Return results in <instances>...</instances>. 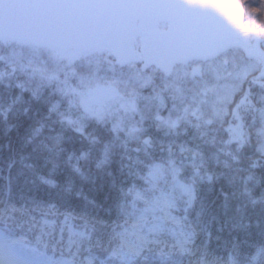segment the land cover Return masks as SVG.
Segmentation results:
<instances>
[{
	"label": "snow or ice",
	"instance_id": "snow-or-ice-1",
	"mask_svg": "<svg viewBox=\"0 0 264 264\" xmlns=\"http://www.w3.org/2000/svg\"><path fill=\"white\" fill-rule=\"evenodd\" d=\"M249 16L264 0H0V119L33 113L21 162L50 176L66 156L95 185L79 162L99 152L109 178L98 200L24 164L55 189L37 195L13 158L0 264H237L241 245L264 261V25ZM221 181L217 214L201 193Z\"/></svg>",
	"mask_w": 264,
	"mask_h": 264
},
{
	"label": "trees",
	"instance_id": "trees-1",
	"mask_svg": "<svg viewBox=\"0 0 264 264\" xmlns=\"http://www.w3.org/2000/svg\"><path fill=\"white\" fill-rule=\"evenodd\" d=\"M15 94V93H14ZM25 100H27V94H25ZM7 103V101H5ZM18 107H24V105H20ZM33 113L29 112L28 116H24L22 114H9L7 121H3L0 119V176L7 175L8 172V164L14 158L16 163L13 165L12 174L16 175L17 173H23L20 177L21 181L28 180V181H35L37 186V195H43L49 191H55V189H49L47 185H43L37 179V176L33 174V172L27 168H24V164L31 163L35 166L36 172L39 175H43L45 178H50L53 182L60 188H66L68 186L69 181H72L74 185V190L77 188H82L83 192L88 195L89 197L95 196L98 200L103 199L105 193H107V171L106 168L97 169L95 167L96 160L99 158V152H94L92 158L87 161H80V167L83 171L88 173L90 177H94L96 180L95 185L91 182H84L82 181L79 176L73 174L67 165L64 163L66 156H62L60 160V166L53 172L50 176V170L52 165L45 164L43 157L35 158L30 157L26 159L23 163L20 160V156H29L32 151L31 146L22 147L23 137L26 134V130L29 126L33 123L32 117ZM69 151L72 150L73 147L79 149L80 144L76 143L75 145H66ZM75 162V161H73ZM116 164L112 165V171L115 173L116 171ZM257 176L261 178V182L258 186L254 188L253 195L256 198H260L262 194H264V170L257 169L256 170ZM2 182V181H0ZM101 184H103V189H101ZM31 186V185H30ZM249 187H252L250 183ZM223 188L224 192L231 193L232 189L229 188L223 181L220 184H217L214 190L211 193H207L202 190V195L205 196L206 202L210 205L211 211L217 214L222 212L221 205L223 202V196L220 194V190ZM246 199V198H243ZM239 201L234 200L233 206ZM260 206L258 205L257 208ZM251 219L254 221L257 219L255 215L251 216ZM223 220V216L221 215V221ZM217 225L215 222L212 224V229L215 231ZM222 235V240L217 242V251L219 254H223L225 258H227V253L224 251L223 248V240H231L232 236H229L228 232L225 231ZM237 234L233 233V236ZM237 239H242V237L237 236ZM255 241H250L253 243ZM254 252V249L246 246L241 245V256L235 257L237 264H245L243 253H247L250 257ZM261 264H264V261H261Z\"/></svg>",
	"mask_w": 264,
	"mask_h": 264
},
{
	"label": "water",
	"instance_id": "water-1",
	"mask_svg": "<svg viewBox=\"0 0 264 264\" xmlns=\"http://www.w3.org/2000/svg\"><path fill=\"white\" fill-rule=\"evenodd\" d=\"M213 2L223 4L224 0H213ZM227 11H229L233 16H237L239 14L236 7H228Z\"/></svg>",
	"mask_w": 264,
	"mask_h": 264
},
{
	"label": "flooded vegetation",
	"instance_id": "flooded-vegetation-1",
	"mask_svg": "<svg viewBox=\"0 0 264 264\" xmlns=\"http://www.w3.org/2000/svg\"><path fill=\"white\" fill-rule=\"evenodd\" d=\"M248 20H251L253 23H256V24H262L264 25V19H261L259 17H247Z\"/></svg>",
	"mask_w": 264,
	"mask_h": 264
},
{
	"label": "clouds",
	"instance_id": "clouds-1",
	"mask_svg": "<svg viewBox=\"0 0 264 264\" xmlns=\"http://www.w3.org/2000/svg\"><path fill=\"white\" fill-rule=\"evenodd\" d=\"M252 256H255V252H253ZM254 264H261V261H259V260L254 261Z\"/></svg>",
	"mask_w": 264,
	"mask_h": 264
}]
</instances>
